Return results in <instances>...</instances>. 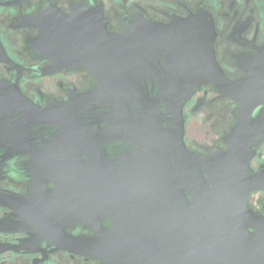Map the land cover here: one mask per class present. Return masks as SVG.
<instances>
[{"label": "flooded vegetation", "instance_id": "flooded-vegetation-1", "mask_svg": "<svg viewBox=\"0 0 264 264\" xmlns=\"http://www.w3.org/2000/svg\"><path fill=\"white\" fill-rule=\"evenodd\" d=\"M233 150L264 173V0H0V264H211L185 158Z\"/></svg>", "mask_w": 264, "mask_h": 264}, {"label": "water", "instance_id": "water-1", "mask_svg": "<svg viewBox=\"0 0 264 264\" xmlns=\"http://www.w3.org/2000/svg\"><path fill=\"white\" fill-rule=\"evenodd\" d=\"M120 50L117 48V51L111 52L114 58L122 57L123 51ZM111 54L104 52L105 57L112 56ZM210 54L215 66L208 71L209 75L204 76L206 80L201 78L199 85L205 82H213L225 95L235 98L234 91L230 92L231 88H228L230 82L225 78L217 61H215L213 53ZM115 89L121 92L120 95L122 96H131V93L125 88L116 86ZM187 92L186 90L184 96L179 97L174 102L171 109L181 130L183 127L182 107L193 93L190 92L186 97ZM164 95L163 93L155 101L156 105L152 108L153 113L143 122L136 124L137 129L160 128L161 122L158 121L157 123L153 118H156L155 114L160 116L162 113L160 103L163 101ZM241 112L240 109L238 122L232 133L233 138L239 134L241 123L243 119H246ZM28 119L31 121L30 118ZM236 155V151L233 150L215 156L190 153L185 158L203 167L206 176L200 172V178L197 180L203 183L200 190L207 191L209 186L215 196L212 198L216 212L211 214L212 220L202 223L204 229L200 230L196 237L200 240L197 245L201 248V256H203L204 251L210 255L211 264H264V216L255 213L247 204L249 194L253 190L264 189V173L251 174L247 162L244 166H240L241 162L236 160ZM208 225L211 226L210 230ZM251 228L256 233L252 232Z\"/></svg>", "mask_w": 264, "mask_h": 264}, {"label": "rangeland", "instance_id": "rangeland-1", "mask_svg": "<svg viewBox=\"0 0 264 264\" xmlns=\"http://www.w3.org/2000/svg\"><path fill=\"white\" fill-rule=\"evenodd\" d=\"M199 134H201L202 135V133L201 132H199ZM214 141V139L211 141V142H213Z\"/></svg>", "mask_w": 264, "mask_h": 264}]
</instances>
